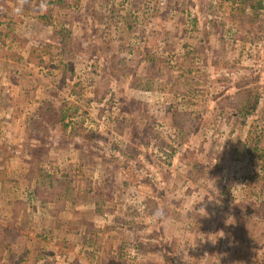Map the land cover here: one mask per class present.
<instances>
[{"label":"rangeland","instance_id":"1","mask_svg":"<svg viewBox=\"0 0 264 264\" xmlns=\"http://www.w3.org/2000/svg\"><path fill=\"white\" fill-rule=\"evenodd\" d=\"M55 1L59 41L50 53L66 73L64 50L73 47L75 89L26 111L12 100L0 107V118L30 117L37 149L32 171L11 163L3 181L22 179L5 186L0 264H264V149L253 137L263 128L232 116L264 96V11L249 22L229 0ZM39 2L0 0V35L9 20L20 36L18 7ZM182 53L199 54L185 75ZM132 85L153 91L135 97ZM37 194L52 203L15 201ZM200 199L195 208L212 199L210 215L186 217ZM69 205L79 208L74 218ZM160 207L166 216L154 219ZM241 246L254 249L240 254Z\"/></svg>","mask_w":264,"mask_h":264},{"label":"crops","instance_id":"2","mask_svg":"<svg viewBox=\"0 0 264 264\" xmlns=\"http://www.w3.org/2000/svg\"><path fill=\"white\" fill-rule=\"evenodd\" d=\"M42 1L44 2V4L42 2H39L38 4H36V7H33L32 9L29 8V6H22L23 8L18 7L17 10H19L20 12L23 11V13L21 12L19 14L20 16L16 17L14 21H16V23L20 25V27L22 28L20 36L13 34L11 28L15 26V23H11L9 22V20L6 23V26H8L7 31L2 35H0V46H2L0 50L1 52L0 59L2 60V62L0 63V93L3 94L0 95V107L6 106L8 102L12 100L9 103L10 105L16 104V108H20V110L25 106L24 108H26L25 109L26 111L27 108L30 109L34 107L38 108L41 107L43 104L46 105L55 104L56 102L54 96H52L53 91H60L69 88L71 90L75 89L74 86L71 84L72 81L71 75L73 74L74 69L77 68L75 65L76 62H74L75 60L73 55L75 51L72 49L73 47L64 50L65 53L64 56L66 62L64 64V70L66 69L67 71L68 69V71L66 73L61 72V69L58 68L59 61L55 59L54 53L53 54L50 53L53 52L54 46L59 41L57 40L56 37L57 35L56 23L60 21V18H58L55 13L56 3L50 2V0H42ZM54 3L55 5H53ZM15 8L16 7L11 8L10 10H15ZM51 8L53 13L50 12ZM22 14L26 15L25 16L26 18ZM20 22H23V24H20ZM87 24L88 23L85 21L83 25L86 26ZM71 36H73V34ZM80 38L81 37H79V39ZM85 38H87V36ZM46 41H48V43H45ZM46 44H48L49 52L46 51L42 52L43 54L39 55L40 58H38L37 61H33L31 56L34 55L35 58L36 53L38 54L39 51L47 49ZM43 45L44 48L41 47ZM182 54H184L183 57L179 54V57L182 58L180 59L182 62H178V64H180V68H179L180 74L182 73V75H185L186 74L185 72L190 71L191 68L185 70L182 68L183 64L186 65L188 63L187 59L189 60L190 57L192 59H195V56L199 54L197 55L192 54L191 56L188 55V53L186 54L182 53ZM95 55L98 57V55L101 56V53L99 54L98 52ZM81 58L82 55H80V59ZM130 88L136 91L134 93V95H136L135 97H137V95H140L142 91L143 92H147V90L153 91V89L151 88L148 87L142 88L137 85H132ZM255 95L258 98L256 101H252L248 99L244 100L245 102L242 105H246V107H243L242 109L240 108V111H238L236 115L234 114L232 116L233 117L242 116L240 119L241 123L243 122L247 123L248 119L255 120L254 128H256V126L257 128H261V127L263 128V129H259L260 134L255 136L252 135L253 134L252 131L247 130L249 132L245 135V137H241V138H242V143L246 145L250 143L252 140H254L253 138H251V136L258 138L260 139V146L262 147V149H264V135H262V133H264V115L261 114L264 111V99H263L264 96L260 97L258 93H256ZM248 107L250 108L248 109ZM21 114L23 115L21 116ZM229 118H231L230 115ZM59 120L60 119H58V121ZM67 122L68 120L66 117L64 119V123ZM240 122L238 121L239 124ZM29 123H30V117L25 115L24 111H22L18 116L15 117L9 116V118L6 117L0 118V193H1L0 204L2 209L5 203L8 204L9 200L7 199H10L7 191L5 190V186L7 187L11 185L12 187H15V184L16 185L19 184V183L17 184V180L20 182L22 180L21 178L17 177L15 178L16 180H14L13 183L6 182L5 184H3V181H7V180L10 181V179H8L7 177V173L9 174V172L11 171L9 170V166L11 165V163L12 165H14L13 168L14 171L17 172L30 171V168L32 171L34 167L32 166L34 165V163L31 164V159L24 158L26 155L27 156L30 155L29 152L33 149V147H36V141L32 140L31 138L32 136L28 135L27 130H29L28 127ZM64 129H65L64 131L65 134L66 132H69L71 130L70 127L67 126L66 124H64ZM22 144H27V147H25L26 155H23V152L21 151ZM46 145L48 146L50 145V147H52L51 144H46ZM47 154L48 157L53 156V150H50ZM48 161H50L51 165L54 164L58 165V162L53 158L49 159ZM35 177L33 178V182L36 185H34L31 182L30 184L32 186H36V189L41 188L42 185L39 183L37 179H35ZM30 184H27L26 186L31 188ZM23 199L24 200H20L19 197L18 200L15 201L19 202L20 204H23V207H24L23 202L26 203L31 202L32 205H35L34 204L35 202L36 204L41 203V204H45L46 207L48 204L52 203L50 199L39 196V194H37L35 197H30V199L27 200L25 198ZM96 203L97 204L99 203L98 200L96 201ZM6 209H8V206H6L5 209L0 210L2 216L8 214ZM43 210L44 209L36 208V212L33 213V215L36 214L35 216H38L40 218ZM78 210L79 208L77 207L71 208V205H69L67 206V211L65 212V214L69 218H72L74 216V212ZM244 247L247 246H241L240 248H235V249H237V252L240 254L247 252L249 249L252 250L254 249L253 246H250L249 248H244ZM261 247L263 248L264 244ZM246 263L248 264V261H246Z\"/></svg>","mask_w":264,"mask_h":264},{"label":"trees","instance_id":"3","mask_svg":"<svg viewBox=\"0 0 264 264\" xmlns=\"http://www.w3.org/2000/svg\"><path fill=\"white\" fill-rule=\"evenodd\" d=\"M229 1H230V4L232 5L231 6L232 10L238 9L240 15H243V14L246 13L247 17L244 19L245 21L251 22V19L259 18L260 17V13L262 11H264V0H229ZM50 2H56V1L55 0H50ZM233 3L234 4L238 3L240 5L239 6H233ZM241 19H243V18L241 17ZM244 28H245V26H244ZM243 30H245V29H243ZM246 36H248V30L246 31ZM246 36L243 34L241 36V38L245 40L247 38ZM166 59L168 60V56H166ZM166 59H164V60H166ZM178 62H182V61H177V63ZM187 72L188 71H186V73ZM25 147H27V144H22L21 145V151L23 152V155H26ZM7 149H8V147H7ZM31 151L29 152L30 155L29 156L26 155L24 158L25 159L26 158L27 159H31V163H33V159H34L33 152H34V154H36L37 149L35 147H33V150H31ZM235 155L238 156L239 153H235ZM40 174H42V177H45V174H46V176H49L48 173H46V172H45V174H43V173H40Z\"/></svg>","mask_w":264,"mask_h":264},{"label":"clouds","instance_id":"4","mask_svg":"<svg viewBox=\"0 0 264 264\" xmlns=\"http://www.w3.org/2000/svg\"><path fill=\"white\" fill-rule=\"evenodd\" d=\"M197 202H202V199L198 200V201H191L189 202L188 205L185 206L184 208V214L185 216H189L188 214L189 213H192L193 215L195 214H199V215H202V216H208L210 215L209 212L206 210V204L208 202H212V199H209V201L207 203H202L201 206L199 208H195L194 205L197 203ZM206 213V215H204ZM151 215L153 216L154 219H164L165 216H166V212H165V209L163 207H160V208H156L152 211Z\"/></svg>","mask_w":264,"mask_h":264}]
</instances>
